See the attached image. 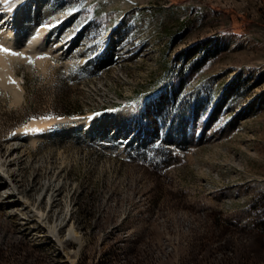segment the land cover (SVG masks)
<instances>
[{"label": "rangeland", "instance_id": "rangeland-1", "mask_svg": "<svg viewBox=\"0 0 264 264\" xmlns=\"http://www.w3.org/2000/svg\"><path fill=\"white\" fill-rule=\"evenodd\" d=\"M21 12L51 33L40 62L4 54L19 97L0 83V158L31 117L58 120L7 165L47 218L0 203V264H264V0H28ZM112 109L92 135L75 121ZM59 221L61 238L69 224L81 233L78 252L50 234Z\"/></svg>", "mask_w": 264, "mask_h": 264}, {"label": "bare ground", "instance_id": "bare-ground-1", "mask_svg": "<svg viewBox=\"0 0 264 264\" xmlns=\"http://www.w3.org/2000/svg\"><path fill=\"white\" fill-rule=\"evenodd\" d=\"M35 1L38 2V0ZM27 2L28 0H0V46L8 48L10 51L21 50L23 52H29L35 57V59H37L38 62H40L41 60L37 55L38 52L48 48L47 35L51 33V26H35L29 24L27 21L25 22V16L21 12V6ZM2 14L5 15L4 19ZM33 17L35 18V15H29V18ZM4 54L7 53L1 52L0 54V83L11 86L13 85V82L7 69V63ZM13 86L15 96L19 97V93L17 92L18 85ZM136 111V104H131L122 108L123 113L129 112L131 115H133ZM115 113L116 109L108 110L102 114L88 112L84 115L77 116V120L75 121H77L76 123H81L80 125L84 133L87 134L90 132V134H88L92 135L94 130L93 124L100 116L104 115L109 119ZM57 120V118L50 116L31 117L26 123L17 129V132L23 134L20 140H13L7 144L1 145L5 149V155H3L4 157L0 158V191L2 192L1 195L3 199L0 201V203H2L7 209H12L15 206L18 207L19 205H23L24 207L28 208V211L34 212V214L38 216V219L43 223L47 218V213L43 209H36L34 207H30V205L27 204L28 199L26 195H23L19 192V190H17L18 188L15 184V180L8 172L7 165H11L15 158H18L25 151V148L23 147V143L25 141L33 143L37 138L48 136L51 125L56 123ZM73 126L74 124H71L70 128H73ZM48 185L50 186V190L47 191V193L44 191L41 192L38 198L39 203L42 201V199L48 198V200L51 201L54 198V190L58 187L56 184H53V182H50ZM60 225L61 222L59 221L58 223L49 226L50 234L57 237L59 241H62L67 237L76 240L78 243L76 252H78L83 246V238L81 233L74 227L73 224H69L66 227L64 237L61 238L59 236Z\"/></svg>", "mask_w": 264, "mask_h": 264}, {"label": "snow or ice", "instance_id": "snow-or-ice-1", "mask_svg": "<svg viewBox=\"0 0 264 264\" xmlns=\"http://www.w3.org/2000/svg\"><path fill=\"white\" fill-rule=\"evenodd\" d=\"M0 52H4L10 55H14V56H23L22 53L19 52H15V51H10L8 48L0 46ZM39 59H45L46 57H38ZM30 64H34V61H32V59L29 57L27 58ZM14 82V81H13Z\"/></svg>", "mask_w": 264, "mask_h": 264}]
</instances>
